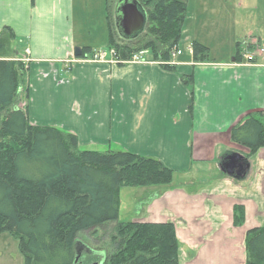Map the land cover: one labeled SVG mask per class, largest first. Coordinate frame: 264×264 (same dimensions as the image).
Instances as JSON below:
<instances>
[{
  "label": "crops",
  "instance_id": "crops-1",
  "mask_svg": "<svg viewBox=\"0 0 264 264\" xmlns=\"http://www.w3.org/2000/svg\"><path fill=\"white\" fill-rule=\"evenodd\" d=\"M106 2L0 0V31L12 30L15 49L5 58L30 51V122L76 134L81 150L115 148L160 160L174 170L173 181L121 187L120 221L173 223L180 264H247V233L264 225V149L245 163L230 130L247 112L264 109V55L256 52L262 36L250 32L257 47L236 42L221 48L224 58L211 55L198 66L191 54L178 58L172 71L77 59V47L108 50ZM252 52L256 60L247 62ZM191 74L193 85L181 79ZM232 155L245 164L242 176L225 171ZM237 205L245 208L242 225L234 222Z\"/></svg>",
  "mask_w": 264,
  "mask_h": 264
},
{
  "label": "trees",
  "instance_id": "trees-1",
  "mask_svg": "<svg viewBox=\"0 0 264 264\" xmlns=\"http://www.w3.org/2000/svg\"><path fill=\"white\" fill-rule=\"evenodd\" d=\"M116 1L106 2L108 49L114 48L120 59L138 53L154 61L171 60L184 39L186 2L139 0L148 22L141 36L128 41L115 27ZM11 31H0V233L19 238L26 264H74L80 234L111 224L103 264H180L173 223L120 221L121 187L170 184L174 170L154 157L127 150H81L76 134L32 124L28 105L19 107L26 63L5 58L12 47ZM191 46L195 62L212 60L207 45L194 41ZM82 50L83 58L96 52ZM162 67L176 70V65ZM181 79L193 85V74ZM230 135L251 156L264 148V109L247 112ZM234 212L235 224L242 225L245 208L237 205ZM246 248L247 264H264V225L248 231Z\"/></svg>",
  "mask_w": 264,
  "mask_h": 264
},
{
  "label": "rangeland",
  "instance_id": "rangeland-1",
  "mask_svg": "<svg viewBox=\"0 0 264 264\" xmlns=\"http://www.w3.org/2000/svg\"><path fill=\"white\" fill-rule=\"evenodd\" d=\"M182 1L186 2L187 4L188 13L185 25L191 28L189 32L192 36L187 32H184L183 37L187 40L184 42V39H182L180 43V46L184 52V56H179V59L187 58V56L189 55L187 49L188 43H190V46L192 42H194L193 38H196V36L202 38L204 41L210 44V55H212L213 57L216 55L219 58H224L225 52H222L221 48H232L236 44V42L244 43V46L249 44L252 46L255 45V47H257L255 41H250L255 38L254 36L249 35L250 32H254L255 35L262 36L263 45L262 47L260 46V51H264V27L259 26L260 23H264V0ZM259 28H261L262 31H259ZM184 30H186V28ZM188 35L190 36L189 39ZM247 41L251 43H245ZM10 49L11 52L9 54H13L15 49L13 47H11ZM262 54L264 55V53ZM29 55L30 51L27 48L23 57H20L19 55L9 56L15 58L16 60H20L23 63L27 61L25 66L27 67V70H29ZM146 59L150 60L149 58ZM63 63L67 65L69 64V61L67 60V62ZM201 64H203V62H199L196 65L198 66ZM163 68L165 70H168L165 67ZM27 70L26 76L28 78L29 75H27ZM26 85L27 84L24 83L21 87L20 95L24 92V90H26ZM27 100L28 98L25 96L23 99H19V104L21 103V106L25 107L27 106ZM236 144L237 143H235V145ZM236 147V151L242 153L245 157H243L242 160L248 163V159H250L251 157L249 150L240 145L238 146V144L236 145ZM112 150L118 151L115 148H112ZM106 151L109 150L107 149L104 152ZM112 226L113 225L109 224L107 226L98 228L95 232L87 231L80 234L79 240L86 247L84 248L82 253V263L92 264L94 262H97L99 264L101 261V257H104L105 259L107 254L106 247L110 242V233L112 231ZM20 243L21 242L19 238L15 237L10 232L4 231L0 233V264H26L25 257L20 249Z\"/></svg>",
  "mask_w": 264,
  "mask_h": 264
},
{
  "label": "water",
  "instance_id": "water-1",
  "mask_svg": "<svg viewBox=\"0 0 264 264\" xmlns=\"http://www.w3.org/2000/svg\"><path fill=\"white\" fill-rule=\"evenodd\" d=\"M114 21L119 37L123 40L133 41L144 32L148 22V14L139 0H117L114 6ZM74 54L76 57L82 56V48H75ZM238 157L237 155L228 157L230 160L225 164L227 174L235 177L243 175L245 165L240 162ZM84 248L86 247L83 243H77V255L74 264H84L81 262ZM92 264L98 263L94 262ZM99 264H103V262L101 261Z\"/></svg>",
  "mask_w": 264,
  "mask_h": 264
},
{
  "label": "built area",
  "instance_id": "built-area-1",
  "mask_svg": "<svg viewBox=\"0 0 264 264\" xmlns=\"http://www.w3.org/2000/svg\"><path fill=\"white\" fill-rule=\"evenodd\" d=\"M188 53L193 54V48L192 46H188ZM256 52L258 54L264 53L263 50L260 51L259 49H256ZM183 54V50L181 46L176 47L172 51V58L169 61H154V60H147L144 54H134L131 58L129 59H120L117 57V52L114 48L108 49V50H100L94 52V54L90 57V61L92 62H109L114 65H123V64H132V63H156L158 65H163V64H170V65H177V58ZM247 62H254L256 58V53L252 52L251 54H247L246 56ZM30 61V59L28 60ZM27 63V61H25Z\"/></svg>",
  "mask_w": 264,
  "mask_h": 264
}]
</instances>
